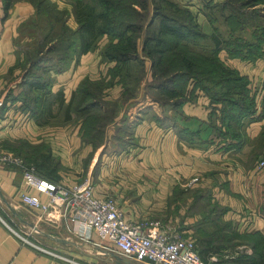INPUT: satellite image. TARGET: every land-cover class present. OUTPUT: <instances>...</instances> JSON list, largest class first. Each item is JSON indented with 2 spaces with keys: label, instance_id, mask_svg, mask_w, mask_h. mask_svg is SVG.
Here are the masks:
<instances>
[{
  "label": "crops",
  "instance_id": "0c3cea01",
  "mask_svg": "<svg viewBox=\"0 0 264 264\" xmlns=\"http://www.w3.org/2000/svg\"><path fill=\"white\" fill-rule=\"evenodd\" d=\"M49 1L68 12L66 24L75 30L73 4L77 0ZM170 1L186 10L188 17L205 33H210L212 27L204 11V1L223 2ZM34 14L32 0H0V154L9 152L35 164L39 162L35 150L44 149L52 161L53 167L48 169L51 179L65 181L66 186L88 180L96 195L113 197L129 221L173 225L184 237H192L195 218L199 215L193 216L191 208L198 204L196 190H202L210 194V204L225 209L221 220L229 222L235 231L264 234L260 209L264 169H257L260 159L251 143L264 125V116L248 124L246 141L235 147L232 146L236 144L234 138L210 132L209 99L190 84L188 88L194 99L177 108L153 100L137 103L141 97L136 99L133 95L128 103H117L112 108L108 102L119 101L126 89L123 76H112L108 71L113 63L101 60L100 49L108 41L106 36L94 50L74 57L64 71L52 73L50 85V92L61 94L66 106L72 95L81 90L82 81L112 79L110 86L99 91L101 102H96L95 113L89 114L93 119L89 115L86 119L76 117L74 112L69 113V120L53 119L54 111L59 110L56 103L48 106L49 116L46 113L31 116L22 109L24 70L20 64L23 56L16 37ZM143 35L138 41L139 59L149 70L150 60L142 52ZM221 55L222 59L226 58L223 51ZM233 62L240 74L248 77L252 90L256 93L263 90L261 99L264 55L254 62L240 59ZM144 74L137 88L140 96L144 91L146 98V71ZM256 103L259 112L261 101L256 98ZM107 116L111 117L109 121ZM193 178L197 180L190 183ZM21 193H29L41 202L48 201L47 195L23 184L19 168L0 161V208L6 206L20 225L29 228L32 236L42 238L43 242L35 238L39 246L79 258L86 264H136L96 235L90 241L76 238L71 233L67 212L41 214L22 203ZM251 210H257L258 215L249 217ZM11 229L0 216V264H69L37 250ZM50 236L72 241L76 247L59 243Z\"/></svg>",
  "mask_w": 264,
  "mask_h": 264
},
{
  "label": "trees",
  "instance_id": "16d2710c",
  "mask_svg": "<svg viewBox=\"0 0 264 264\" xmlns=\"http://www.w3.org/2000/svg\"><path fill=\"white\" fill-rule=\"evenodd\" d=\"M148 1L77 0L74 2L73 15L77 23L76 29L72 30L66 27L62 20V29L56 37L53 38L47 34L37 39L34 57L25 53L26 63L25 65L23 62L20 64L24 70L21 78L24 88L23 111L28 112L31 116L44 115V113L49 116L48 106L56 103L59 109L63 108L62 121L70 119V112H74L76 117L82 119L95 113L93 108L96 107L97 95L104 87L112 84V79L97 82L82 81L81 90L72 95L68 105L63 106L62 95L59 93L53 95L50 92L52 73L64 71L74 57L94 50L100 40L106 36L108 41L100 49L101 60L113 63L108 68L112 76H125L130 63H142L139 59L138 41L141 31L145 27L147 34L144 33L142 38V52L150 60V67L153 69L152 77L162 75V82L156 85L158 92L167 98L163 99L162 104L169 103V106L177 108L184 102L194 99L192 90L189 91L188 88L190 84L192 88L202 91L209 99L210 132H213L215 136L234 138L236 144L232 146L240 147L244 143L243 141H246L245 129L248 124L264 116V98L261 100L262 109L258 112L256 95L250 90V80L247 76L240 74L236 68L227 65L224 60L220 59L219 53L224 50L230 60L240 59L251 62L263 56L264 12L262 11H264V0H223L218 4L204 1V11H206L212 27L210 33L203 32L188 17L186 10L170 0H150L153 6V20L150 19L146 26ZM32 2L35 14L29 22L34 29L38 28L43 17L60 21L64 15L68 14L66 10L58 9L57 5L49 0H32ZM260 6L263 10L258 8ZM125 9L129 11H123ZM133 13L139 21L135 23L123 21L122 24L117 20L120 14L125 16ZM213 14H216L220 19L222 26L229 29L225 37L219 33L217 26L219 21L212 16ZM58 15H61L62 18H58ZM181 15L184 16V19L180 18ZM258 19L259 21H255ZM57 24L60 25V22ZM247 30H249L248 36L245 35ZM190 38L209 42L213 47L210 50V45L204 44V46L208 44L209 50L203 47L197 57L182 49H177V46L179 47L184 41H190ZM170 40L175 42L173 46H167V42ZM192 43L197 45L195 41ZM46 48L48 55L56 54V57L50 56L51 62L46 59L48 65L39 69L43 77L40 75L32 77L33 68L43 61L37 56H42L41 52ZM166 62L167 64H165ZM177 78L185 80V88L172 86ZM89 84L94 88L92 91L85 88ZM90 115L89 119H93ZM213 117L215 120H212ZM255 139L257 143L255 144L254 140L251 143L255 155L261 160L264 158V129ZM35 151L39 155V162L31 164L36 167L41 176L54 181L48 175L52 166L51 159L44 154V149L39 148ZM199 191V195L203 193L202 190ZM206 195L210 203V194L206 193ZM210 205L218 208V211L215 212L212 211L214 210L212 207L209 211L211 215L204 221L213 230L211 233L216 231L226 233L229 230L242 236L254 235L259 237L257 240L260 243L259 248H257V243L252 244L254 252L249 256L243 255L241 258L231 261L217 258L211 264H264V234L257 231L238 233L229 222L221 220L225 209L216 204ZM213 236L209 235L207 238L201 239L197 247L200 258L207 263L212 255H218L222 249Z\"/></svg>",
  "mask_w": 264,
  "mask_h": 264
},
{
  "label": "built area",
  "instance_id": "2783aa9c",
  "mask_svg": "<svg viewBox=\"0 0 264 264\" xmlns=\"http://www.w3.org/2000/svg\"><path fill=\"white\" fill-rule=\"evenodd\" d=\"M0 161L19 168L25 186L48 196L47 202H41L29 193H21L24 205L41 214L67 212L72 235L82 241H90L92 235H96L113 245L119 255L136 264H209L200 258L192 237H184L173 225L126 220L116 200L108 195H96L88 180L66 186L65 181H52L41 176L33 164L9 152L1 153ZM257 169H264L263 160L258 162ZM196 180L193 178L190 183ZM256 215L257 210L249 213L251 218ZM14 232L41 252L69 264H85Z\"/></svg>",
  "mask_w": 264,
  "mask_h": 264
},
{
  "label": "rangeland",
  "instance_id": "374dc122",
  "mask_svg": "<svg viewBox=\"0 0 264 264\" xmlns=\"http://www.w3.org/2000/svg\"><path fill=\"white\" fill-rule=\"evenodd\" d=\"M161 5H163V4H161ZM258 8L263 10L262 6H260ZM152 9H153V6H152V4L150 3V0H149L148 1V10L146 11V26L149 23L150 19L153 20V18H152L153 17ZM261 10H260V12H261ZM123 11H129V10L125 9ZM137 11H139L138 8H137ZM262 12H264V11H262ZM140 13H142V12L140 11ZM133 14L125 15V16L120 14L117 17V20L121 21L122 24L124 23L123 21H133L134 23L139 21V19H137V17L135 16V14L134 15ZM53 15H54V12H53ZM212 16L216 17V19L219 21V23H217L218 24L217 26L219 27V33L223 37H225L228 34L229 29H227L226 26L225 27L222 26V23H221L220 19L216 16V14H213ZM58 18H62V16L58 15ZM180 18L184 19V16L181 15ZM62 20L64 21V25H66V27L70 28L66 24L67 21H68V14H66V16L64 15V17L62 19H60V21H55V20L53 21L50 18L43 17L42 20H40L37 29H34V27L31 26L29 21L22 26V28L19 30L18 36L16 37V43H17V46H18V48L21 51V54L23 56L22 62H23L24 65L26 63L25 60H24L25 53H29L31 56L34 57L35 56L34 47H36L37 39L39 37L40 38L44 37L47 34H49L50 37H53V38L56 37L60 33V31L62 29L61 28L62 27V23H63ZM255 21H259V19L255 20ZM57 22H60V25L57 24ZM248 32H249V30H247V32H245L246 36H248L247 35ZM146 34H147V31H146ZM140 35H143V31H141ZM189 40L190 41L182 42L179 47L177 46V49H182V50L188 52L190 55L192 54L195 57L198 56L199 52L201 51V49L203 47L208 49L209 48L208 44L210 45L209 42H206V41H203V40H197V38H190ZM194 41L197 43V45H193L192 42H194ZM206 43H208V44L204 46V44H206ZM174 44H175V42L173 40H170L169 42H167V46H173ZM44 46H46V45H44ZM212 47H213V45H210V50H211ZM47 48H49V47H47ZM47 48L44 49L43 52H41V53H43L42 56H39V55L37 56L40 59L42 58L43 61H40L38 64H36L37 66L33 68L32 77H36L37 75H40V77H43V74L40 72V70L45 65H48V64H46V59L49 60L51 58L50 56L56 57V54L48 55L47 54ZM191 49H193V50H191ZM221 51H223L225 53L226 58L222 59L223 55H221V56H219L220 59L224 60L227 65H229V66H231L233 68H236L234 66V62H233L234 59H231V61H230V58H228L226 52L224 50H221ZM167 53H169V52H167ZM167 53H166V57L168 56ZM263 55H264V50H263ZM167 62L165 64H167ZM148 67L149 66L147 65L144 68L142 63H140V62L139 63L133 62V64L130 63V65H129L128 69H127V72L125 73L126 75L122 77V82H123L124 88L126 90H124V93H123V95H122V97L120 98L119 101L118 100H110L108 102V105L112 104L111 107L114 108V107L117 106V103L118 104H126V103H128L129 97L132 96V95L135 96L136 99L138 97H141L140 100H137V103H141V102H143L145 100L146 101L153 100V101H156V102L162 104L163 103V99H167V98H166L165 95H163L162 93L158 92V90L156 88V85L159 84V82H162V75H158L155 78L152 77L151 72L153 71V69H151V67H150V69L148 70ZM108 71H110V70H108ZM145 71H146V82H145V85H146V88H145L146 89V98H145L144 91H143V94L140 96L139 89L137 88L139 82L142 81V79H143V77L145 75L144 74ZM157 72H159V71H157ZM184 84H185V80L184 79L177 78V81L172 86L176 87V88L177 87L178 88H185ZM85 88H87L89 90H93L94 89L91 86V84H89V86H87ZM251 88L254 89L253 87H250L251 92L255 93L256 98L259 101H261L262 98H264V96H263L260 99V96L263 94V90L262 89L261 90L258 89L259 92L256 93V91L252 90ZM214 89L216 90L217 88H214ZM95 101L96 102H101V95L98 94L97 95V99ZM256 107H257V105H256ZM52 117H53V119H61L63 117L62 109L54 111V114L52 115ZM106 118L109 121L111 117L107 116ZM263 129H264V125L260 129V131H259L257 136H259V134L261 133V131ZM236 130L239 131L238 128H236ZM241 132H242V129H241ZM255 140H254V143L256 144L257 141H255ZM263 154H264V151H263ZM261 160L264 161V158H261ZM196 191H197V193H196ZM196 191L194 193L199 195L200 191L199 190H196ZM204 192L205 191H203V193L199 195V200H198L197 206L191 208V211H192L191 214H193V216L199 215V217L195 218L196 219V221H195L196 225L195 224L193 225L192 239L194 240L196 246L198 247L199 246L198 243H199V241L201 239L207 238L209 235H214L213 239L216 240L217 244H219L222 247V249L218 252V255H212L209 258V262L208 263L211 264V262L216 261L217 258L231 261V260L236 259V258L238 259L239 257L241 258L243 255H248V256L251 255L254 252L252 244H256L257 243V248H259V246H260V243L257 240V239H259V237L254 236V235L242 236V235H238V234H236V233H234L232 231H229V230L226 233H218L217 231L214 232V233H211L213 230L211 229V227H208V225L204 221L209 215H211L209 213V211L211 210V208L213 206L210 205L208 197H207L206 193H204ZM213 209L214 210H212V211H215V212L218 211V208H216V207H213ZM260 209L262 211V215H263V218H264V194H263V200H262V204H261V208ZM194 212H196V213H194ZM0 216L5 220L6 223L9 224V226H11V228L13 230H15L18 234H20L24 238L28 239L29 241H31V242H33V243H35L37 245H40L39 241L43 242V240H41L42 238H37V236H32V234L30 233V230H29L28 227L20 225L15 220V218L11 216V213L8 211L7 207L4 206V205L1 206V208H0ZM235 235H237V236L234 237ZM35 238H37V240H39V241H37ZM61 254L67 255V254H65L63 252ZM67 256H69V257H71V258H73L75 260L81 261L79 258H75V257L70 256V255H67ZM81 262L86 264V262H84V261H81Z\"/></svg>",
  "mask_w": 264,
  "mask_h": 264
},
{
  "label": "water",
  "instance_id": "95a60500",
  "mask_svg": "<svg viewBox=\"0 0 264 264\" xmlns=\"http://www.w3.org/2000/svg\"><path fill=\"white\" fill-rule=\"evenodd\" d=\"M10 210L12 211V213L16 216V217H18V215L16 214V212L14 211V210H12L11 209V207H10ZM53 240H55V241H57V242H59V243H62V244H70V245H73V246H75L76 247V244L74 243V242H72V241H66V240H61V239H58V238H56V237H52V236H50ZM131 264V263H130Z\"/></svg>",
  "mask_w": 264,
  "mask_h": 264
}]
</instances>
